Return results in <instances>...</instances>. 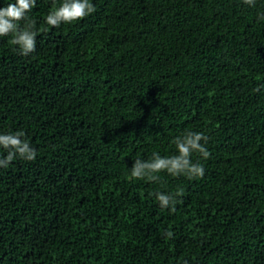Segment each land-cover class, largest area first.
Instances as JSON below:
<instances>
[{
    "label": "trees",
    "instance_id": "trees-1",
    "mask_svg": "<svg viewBox=\"0 0 264 264\" xmlns=\"http://www.w3.org/2000/svg\"><path fill=\"white\" fill-rule=\"evenodd\" d=\"M60 2L29 13L30 55L0 37V132L38 153L0 167V264H264V0H93L45 24ZM185 130L202 177L130 178Z\"/></svg>",
    "mask_w": 264,
    "mask_h": 264
},
{
    "label": "clouds",
    "instance_id": "clouds-1",
    "mask_svg": "<svg viewBox=\"0 0 264 264\" xmlns=\"http://www.w3.org/2000/svg\"><path fill=\"white\" fill-rule=\"evenodd\" d=\"M37 0H0V37L11 34L12 43L17 46V51L28 56L36 49V32L29 22V13L36 6ZM243 4L255 7L256 0H242ZM96 11L93 0H61L58 7L50 11L44 18L45 24L58 27L62 24H71L79 21ZM257 22H264V11H258ZM23 21L22 25L20 22ZM207 137L201 131L185 130L183 134L174 139L175 153L161 156L153 152L148 160L137 158L129 167V176L132 179H145L156 181L161 171L178 177L186 176L189 179L199 178L204 175L202 163L192 159L198 155L207 159L210 152L206 147ZM0 167H8L16 159L33 161L37 158V150L25 138L22 131L0 132ZM159 207L174 210L180 191L175 193L157 191L153 193ZM166 236L172 237L173 233L166 230Z\"/></svg>",
    "mask_w": 264,
    "mask_h": 264
}]
</instances>
